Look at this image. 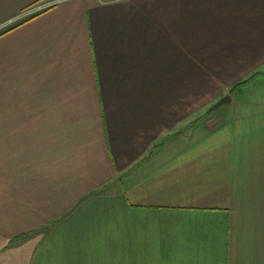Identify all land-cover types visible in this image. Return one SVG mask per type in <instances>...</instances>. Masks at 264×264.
I'll return each mask as SVG.
<instances>
[{"label": "crops", "instance_id": "1", "mask_svg": "<svg viewBox=\"0 0 264 264\" xmlns=\"http://www.w3.org/2000/svg\"><path fill=\"white\" fill-rule=\"evenodd\" d=\"M40 1L0 0V264H264V0Z\"/></svg>", "mask_w": 264, "mask_h": 264}, {"label": "built area", "instance_id": "2", "mask_svg": "<svg viewBox=\"0 0 264 264\" xmlns=\"http://www.w3.org/2000/svg\"><path fill=\"white\" fill-rule=\"evenodd\" d=\"M62 0H43V1H40L26 9H24L19 15H17V17H15L14 19H11L10 21H8L9 23H12L14 21H17V20H21L23 18H26V17H29V16H32L58 2H60ZM98 1H103V0H98ZM2 25V24H1ZM4 25H2L0 28H2Z\"/></svg>", "mask_w": 264, "mask_h": 264}, {"label": "rangeland", "instance_id": "3", "mask_svg": "<svg viewBox=\"0 0 264 264\" xmlns=\"http://www.w3.org/2000/svg\"><path fill=\"white\" fill-rule=\"evenodd\" d=\"M15 18V17H14ZM13 18V19H14ZM2 25H0L1 27ZM262 82L260 80H258L256 82V84H253V85H248L246 90L243 92V95L245 96V100H264V87L262 86ZM239 98H242V96H240ZM207 111V110H206ZM203 112L204 113H206ZM211 114L215 113V110L214 111H211L210 112Z\"/></svg>", "mask_w": 264, "mask_h": 264}, {"label": "water", "instance_id": "4", "mask_svg": "<svg viewBox=\"0 0 264 264\" xmlns=\"http://www.w3.org/2000/svg\"><path fill=\"white\" fill-rule=\"evenodd\" d=\"M230 95H225L224 97L220 98L217 102H215L209 109L207 112H210L212 110H215L217 107H219L220 105L224 104V103H228L230 101Z\"/></svg>", "mask_w": 264, "mask_h": 264}, {"label": "trees", "instance_id": "5", "mask_svg": "<svg viewBox=\"0 0 264 264\" xmlns=\"http://www.w3.org/2000/svg\"><path fill=\"white\" fill-rule=\"evenodd\" d=\"M31 17V16H30ZM29 18V17H28ZM27 19V17L26 18H24V19H21V21H24V20H26ZM257 74V73H256ZM254 77V75H252L248 80H246V81H243L242 83H239V85L240 84H245V83H247L249 80H251L252 78ZM238 85V86H239Z\"/></svg>", "mask_w": 264, "mask_h": 264}, {"label": "bare ground", "instance_id": "6", "mask_svg": "<svg viewBox=\"0 0 264 264\" xmlns=\"http://www.w3.org/2000/svg\"><path fill=\"white\" fill-rule=\"evenodd\" d=\"M17 17V16H16Z\"/></svg>", "mask_w": 264, "mask_h": 264}]
</instances>
